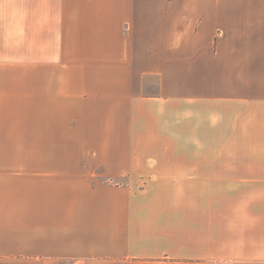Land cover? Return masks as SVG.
I'll return each instance as SVG.
<instances>
[{"label":"crops","instance_id":"crops-1","mask_svg":"<svg viewBox=\"0 0 264 264\" xmlns=\"http://www.w3.org/2000/svg\"><path fill=\"white\" fill-rule=\"evenodd\" d=\"M0 264H264V0H0Z\"/></svg>","mask_w":264,"mask_h":264},{"label":"rangeland","instance_id":"rangeland-1","mask_svg":"<svg viewBox=\"0 0 264 264\" xmlns=\"http://www.w3.org/2000/svg\"><path fill=\"white\" fill-rule=\"evenodd\" d=\"M149 79H151L152 81H156L155 77H149Z\"/></svg>","mask_w":264,"mask_h":264}]
</instances>
